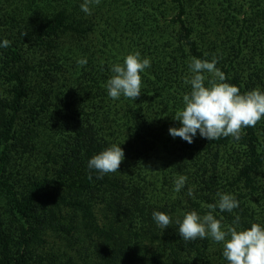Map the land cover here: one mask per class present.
<instances>
[{
    "label": "trees",
    "instance_id": "16d2710c",
    "mask_svg": "<svg viewBox=\"0 0 264 264\" xmlns=\"http://www.w3.org/2000/svg\"><path fill=\"white\" fill-rule=\"evenodd\" d=\"M83 2L0 0V44L11 41L0 47V264H56L36 256L49 233L72 240L91 264H212L210 237L173 239L169 229L161 245L147 246L144 230L157 201L176 212L187 200L203 216L218 192L239 201L233 212L213 213L225 230L237 216L240 228H250L245 212H234L252 201L264 221V118L238 141L198 132L188 144L169 134L181 126L174 118L191 91L184 80L192 57H215L224 82L241 94L264 91V0H100L91 11L111 22L98 44ZM171 13L168 31L158 22ZM150 22L165 33L148 39L145 29L139 39ZM135 52L151 64L141 73V95L114 100L105 87L112 66ZM81 58L86 65L77 64ZM203 74L207 86L213 77ZM113 144L125 158L116 173L97 179L88 161ZM180 175L187 180L175 192Z\"/></svg>",
    "mask_w": 264,
    "mask_h": 264
},
{
    "label": "clouds",
    "instance_id": "9594fccd",
    "mask_svg": "<svg viewBox=\"0 0 264 264\" xmlns=\"http://www.w3.org/2000/svg\"><path fill=\"white\" fill-rule=\"evenodd\" d=\"M99 5L100 0H84L81 11L91 15V5ZM26 35V34H25ZM11 41L4 39L0 47H9ZM215 57L209 62L195 57L191 58L190 77H185V84L191 85V91L182 97L183 107L176 112L174 120L180 122L179 128H170L169 134L179 137L188 144L194 142L197 133L201 138L213 141L221 137L231 136L240 140L242 129L254 127L264 118V91L259 87L244 92L238 87L224 82L225 75L216 67ZM77 64H87L86 58L77 60ZM150 58H141L139 52L129 53L123 58V64L112 66L113 75L107 80L105 87L108 96L114 100L121 95L133 101L141 95V73L149 68ZM209 73L213 78L208 79ZM125 158L120 145L113 144L88 161V168L99 173L97 179L106 174L116 173ZM89 180L92 175L89 174ZM187 180L180 175L174 181V191L180 192ZM192 195L191 190L188 193ZM218 201L208 204L209 211L201 216L195 210L182 213V219H177L178 234L185 241L205 239L210 237L214 242L222 244V255L228 264H264V227L252 223L250 228L239 227L240 217L237 216L232 225L222 224L223 217L217 219L214 211L232 212L239 207V201L232 194L217 193ZM152 219L158 227L166 229L172 223V218L160 211H153Z\"/></svg>",
    "mask_w": 264,
    "mask_h": 264
},
{
    "label": "rangeland",
    "instance_id": "374dc122",
    "mask_svg": "<svg viewBox=\"0 0 264 264\" xmlns=\"http://www.w3.org/2000/svg\"><path fill=\"white\" fill-rule=\"evenodd\" d=\"M107 17V18H106ZM173 13L171 14H166L164 20H159V26L163 25V24H167V26H170V28H168V31H173L172 28L174 27L172 24V19H173ZM91 19L94 21L95 23V29L96 31L93 33L92 37L90 38V40H92L93 43L98 44L97 42L99 41V39H102L101 34H104V29L106 26V22L110 23L111 22V18L109 16H102L97 14L95 11H91ZM106 21V22H105ZM136 23V22H135ZM138 24V23H137ZM172 24V25H171ZM153 26L152 22L147 24V27L144 28V26L142 25L141 27V31L138 32L137 36H141L139 39H146L144 37V31L146 29V34H148L149 38L148 39H159L162 33H165L164 30L159 29V26H153V27H158V28H154L152 29L153 31H149V27ZM172 27V28H171ZM175 29V28H174ZM117 35H119L121 37V39H135L132 36V33L130 34H126V33H117ZM137 39V38H136ZM2 93V91L0 90V94ZM2 95V94H1ZM262 124L261 121H259L257 123ZM158 199V198H157ZM156 199V200H157ZM158 203V205L152 206L150 207V211L153 213V211H160V212H164L166 214H168L171 218H172V223L169 225L168 228L163 229L157 226V224L155 223V221L152 219L153 225L152 228L145 231L146 233V239L144 244L147 246H153V245H161L164 237H167L166 234L167 232L170 234L171 232L169 231V229H173L174 233L176 235H173V239H175L176 237L179 236L178 234V225L176 224V220L177 219H182V213L185 212H189L191 211L188 204H187V200H185L182 204H179L175 210L176 212H170L171 209V203L170 201L164 199L161 201H157L156 204ZM253 205L254 202H249L246 203V205ZM246 205H241L240 209L237 210V212H234L235 215L237 216L239 213H243L242 210L245 212L244 215V219L248 222V223H258L260 224L262 227H264V221H260L257 217V210H259V207L257 208L254 204L255 209L253 208H249L248 206V210L245 208ZM147 207V206H145ZM95 211L99 216V219H105L104 223H108V218L106 217V215H108L106 213V211L102 208V206L97 205L95 207ZM233 212V211H232ZM251 221V222H250ZM156 237L157 239H160L157 242H154L153 240H150V237L152 238ZM213 246H210V253L212 254V264H228V262L225 260V258L222 255V244H218L216 242H213ZM78 250V247L73 245V241L72 240H68L66 241L65 239H60L57 238L56 235L54 233H49L48 235V243L41 249H39V251L37 252V255H40L44 260H48L51 259V257H56L55 258V263L56 264H91L88 263L87 260H85V255L86 251L83 250L82 253H80L81 255L78 254V252H76ZM93 253L90 252V254ZM31 264H40V260L38 259V262H32Z\"/></svg>",
    "mask_w": 264,
    "mask_h": 264
}]
</instances>
